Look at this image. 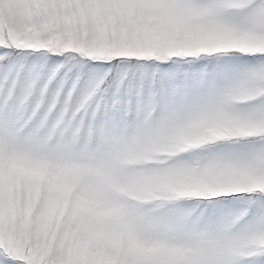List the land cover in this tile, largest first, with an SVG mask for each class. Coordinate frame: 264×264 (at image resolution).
I'll return each instance as SVG.
<instances>
[{
    "label": "snow or ice",
    "instance_id": "snow-or-ice-1",
    "mask_svg": "<svg viewBox=\"0 0 264 264\" xmlns=\"http://www.w3.org/2000/svg\"><path fill=\"white\" fill-rule=\"evenodd\" d=\"M0 264H264V0H0Z\"/></svg>",
    "mask_w": 264,
    "mask_h": 264
}]
</instances>
